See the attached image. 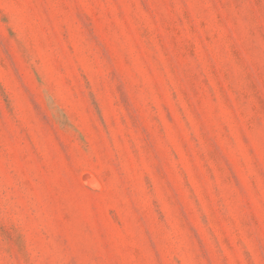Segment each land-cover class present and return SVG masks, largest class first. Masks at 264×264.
I'll list each match as a JSON object with an SVG mask.
<instances>
[{
    "label": "rangeland",
    "instance_id": "1",
    "mask_svg": "<svg viewBox=\"0 0 264 264\" xmlns=\"http://www.w3.org/2000/svg\"><path fill=\"white\" fill-rule=\"evenodd\" d=\"M0 264H264V0H0Z\"/></svg>",
    "mask_w": 264,
    "mask_h": 264
}]
</instances>
